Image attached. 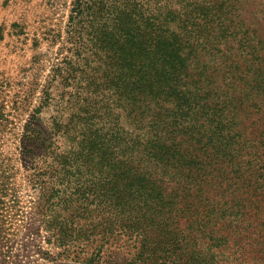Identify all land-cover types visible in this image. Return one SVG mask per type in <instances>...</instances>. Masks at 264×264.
Returning <instances> with one entry per match:
<instances>
[{
	"label": "trees",
	"instance_id": "1",
	"mask_svg": "<svg viewBox=\"0 0 264 264\" xmlns=\"http://www.w3.org/2000/svg\"><path fill=\"white\" fill-rule=\"evenodd\" d=\"M183 1L98 0L78 29L71 9L69 38L96 60L78 133L63 126L62 150L20 140L60 261L264 264V32Z\"/></svg>",
	"mask_w": 264,
	"mask_h": 264
},
{
	"label": "rangeland",
	"instance_id": "2",
	"mask_svg": "<svg viewBox=\"0 0 264 264\" xmlns=\"http://www.w3.org/2000/svg\"><path fill=\"white\" fill-rule=\"evenodd\" d=\"M97 1L0 0V171L11 179L0 202V260L6 253L5 264H70L56 258L47 234L38 229L36 192L28 187L29 164L21 155L20 140L27 145L38 132L40 140L62 150L69 129L63 126L71 122L74 135L78 133L80 100L90 96L84 87L96 60L91 43L83 48L74 37L70 40L66 25L73 6L87 12L72 21L70 29H78L88 12L97 14ZM191 1L207 5L213 20L220 3L226 6L222 12L234 33L241 25L264 32V0H184L182 5ZM35 84V92L26 97Z\"/></svg>",
	"mask_w": 264,
	"mask_h": 264
}]
</instances>
